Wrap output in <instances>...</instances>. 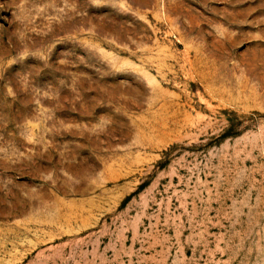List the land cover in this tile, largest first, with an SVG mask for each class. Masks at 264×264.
<instances>
[{
	"label": "rangeland",
	"instance_id": "374dc122",
	"mask_svg": "<svg viewBox=\"0 0 264 264\" xmlns=\"http://www.w3.org/2000/svg\"><path fill=\"white\" fill-rule=\"evenodd\" d=\"M0 264H264V0H0Z\"/></svg>",
	"mask_w": 264,
	"mask_h": 264
}]
</instances>
